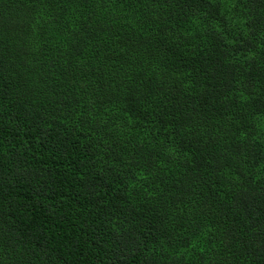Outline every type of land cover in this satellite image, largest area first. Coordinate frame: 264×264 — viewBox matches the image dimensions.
Instances as JSON below:
<instances>
[{
	"label": "trees",
	"instance_id": "trees-1",
	"mask_svg": "<svg viewBox=\"0 0 264 264\" xmlns=\"http://www.w3.org/2000/svg\"><path fill=\"white\" fill-rule=\"evenodd\" d=\"M0 264H264V0H0Z\"/></svg>",
	"mask_w": 264,
	"mask_h": 264
}]
</instances>
